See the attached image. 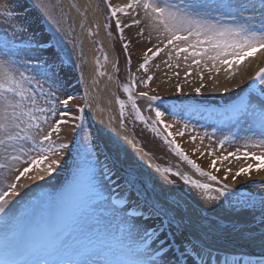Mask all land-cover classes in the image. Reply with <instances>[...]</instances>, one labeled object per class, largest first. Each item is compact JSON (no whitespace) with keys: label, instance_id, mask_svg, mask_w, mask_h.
I'll list each match as a JSON object with an SVG mask.
<instances>
[{"label":"bare ground","instance_id":"bare-ground-1","mask_svg":"<svg viewBox=\"0 0 264 264\" xmlns=\"http://www.w3.org/2000/svg\"><path fill=\"white\" fill-rule=\"evenodd\" d=\"M61 1L69 10L74 21L75 29L80 33L82 61L87 76V86L89 87V93L92 98V109L96 112V121H91L92 126H90V130L93 132V139L103 172L105 175H110L109 181L112 185L111 196L113 197L115 195L114 200L122 198L120 194L122 192H124V194L127 192V184L122 172L125 171V168L136 170L140 175L144 176L153 190L159 194V197H161L162 201L167 206L171 205L174 207L178 224L173 227L174 235L172 234V237L165 232L159 237L163 245L162 248H170L169 254L158 258L154 256V258H152L149 254L143 255V250L137 244L148 236L149 238L153 236V231L161 226V220L159 218L152 216L146 221L143 220L142 217L130 218L125 215V209L115 208L98 198L93 201L92 198H90L91 204L88 207L89 211L87 213L88 217H90V221L91 219L94 220V224L82 221V223L79 222L81 224L78 226V233H76L74 239L68 238L64 243L67 245V248H65L66 250L62 253L59 252L60 254L57 256L58 250L60 249L59 247L58 250L56 249L54 252V255L56 254L55 256L53 255L44 260L75 261L71 256L78 253L83 247H86L87 243L89 244L87 240L96 236L93 235L90 237L88 232L92 233L94 230H99L101 232H106V237H104L106 245L108 243H113L117 246L119 249L118 255L123 252V255L118 258L121 259L120 261L154 259L156 264H192L193 260L199 261L200 257L197 256V252H200L203 254L204 260L207 261L208 264H224L228 261L236 260L243 261L246 264L264 263V236L246 232L240 234L239 231L235 236L228 238V236L219 229L222 223L228 224V222H230L231 218L229 217L238 213L241 214V217L233 219V221L241 220L239 228L251 227L254 218L262 215L264 211V169L257 171L255 165L260 162L250 157L246 158L244 155L246 152L259 154L261 150L259 149L256 151V148L264 150V147L256 146L260 140L264 139V135H262V132H264V119H262V114H264V84H261L259 80L256 79V73L264 69V49L259 50L255 56L246 58L242 63L232 66L221 64L204 57L199 66L201 68L200 71L203 72V76L198 78V80L195 79V83L190 85L187 92H185L184 89L182 90V92L188 96V94L195 95L192 91L199 89L202 91L201 94H199L200 96H208L209 98L217 99L222 89H225L226 86H234L241 78L248 81L249 85L253 83L249 91L250 104L247 108L245 105L244 110H239L238 108V103L243 105V102L240 101L229 106L228 109H230L229 112L231 113L230 120H221L220 116L212 117L214 116L212 115L205 122V129L197 130V138L194 139L186 132L190 127L193 128L197 125L195 121L185 118L181 119L180 117H182V115L173 118L165 114L162 116L166 123H169V132H171V135L183 150L184 155H187L188 158H192L205 172L211 173L221 179L220 182L222 184L227 183L230 188H239L255 196L254 199L248 200L241 196H231L222 188H219L218 192L220 194H222L221 190L224 192L221 197L222 201L224 200V203L226 202L227 205L225 207H223V205L220 208L215 206L216 209L221 212L222 216L211 215L207 218L203 210H201L202 208L199 206V203L194 201V195L184 194L178 185L163 172L157 161L138 145L134 132L124 125L117 103V86L115 82L117 59L114 42L109 37L104 15L98 7L97 0ZM217 2L218 5L232 3L233 5L248 6L253 1L217 0ZM129 3H131L129 0H111L113 6L123 7ZM253 5H255L254 2ZM216 8L218 9V6ZM221 8L224 9L226 14H232V26L242 25V20L245 19L244 16L238 15V13L228 12V8ZM237 9L238 8L235 7V10ZM206 17L211 18L210 14L206 15ZM116 18L120 19L119 21L122 23L124 36L128 37L129 33H132V27L134 25V23L131 22L132 17L129 14V9L127 10V14L118 12ZM201 19L205 20L204 18ZM206 21L209 23L214 22L209 20ZM243 22H245V20ZM259 28L260 26H257L256 30H259ZM140 39L141 38H135L133 36L130 44H133L132 46L134 50L139 53V56H145V54H148L151 46L139 42ZM97 41L108 55V62L104 69V75H101V68H99L97 61L99 55L96 45ZM22 52L24 55L18 58V60H20L19 62H24L22 64L17 63V59H14L15 57L13 58V56L18 55L19 52L9 54L7 58L5 56H0V61L5 64L3 72L12 75L19 84L23 82V84H25L28 78L34 77L33 79L36 80L42 78L39 77V75L45 77L46 70L57 61V57L50 50L44 53L39 52L42 57L47 58L46 62L48 63L46 70L43 69V72H40L38 71V67L36 69L35 66L31 64L35 63L33 60L37 59L35 54L34 56L31 55L30 50H22ZM10 56H12V61H10ZM8 62H12L13 66ZM18 65H22V69ZM148 75H153L150 76L152 78L151 81L145 84L139 82L136 93H146V95H144L146 97L168 93L173 96L180 94L173 89V77L171 78L169 74H165V70H158ZM47 80L48 78L46 77L42 78L40 84L42 87L40 90L45 93L48 86ZM59 81L64 89L63 94L59 96V103L63 98L69 96V94H75L76 96H74V99L71 101L80 102V105H83L82 103H84L85 95L78 85L76 77L67 73L66 70H62ZM33 82L34 81H30L28 85L30 86ZM188 82L191 83V80ZM153 91L155 93H152ZM23 93L26 99L23 100L21 107L16 109L18 115L21 111L26 112V110L28 111L30 109L32 100H35L37 105L41 106V109L46 108L47 112L49 111L51 114H56H54L53 117L50 116L46 120L40 118V123L38 121L40 128L37 129L35 127L36 123L33 124L30 127V133L33 135L27 139L22 138L19 141H11L9 145L6 146L7 151H5L4 147H0V164L7 165L6 167H0V193L10 192L9 185L13 183H16V191L19 193V195H7L5 197L8 201L5 206L7 215L0 213V229L5 228L9 230L4 236L6 238L0 235V254L6 249L11 250L10 253H19L17 246H15V242H20L22 238L18 236L24 237L22 239L23 241L31 239L32 236H34L32 239L38 238L39 235H35L36 233L23 234L20 232V229L15 227L16 223L21 217L33 211L34 203L39 196L48 191V189L54 190L62 182L60 176L67 171V168L72 162V152L74 149L73 145H70L72 143L71 138L74 134L77 135V129H75L74 125L77 118V110L68 109V106L73 104L72 102H69L67 106H63L62 108L64 109H61L58 103L49 102L46 97L42 98L34 94L30 96L28 90H25ZM17 98L9 97L7 99L12 104H20L21 97H19L20 99ZM3 106L4 100H0V108ZM23 107H26V109ZM47 108H51V110ZM19 109L21 110L19 111ZM12 110V108H8L9 112ZM64 113H67V115H63ZM61 114L62 118L64 117V123L60 125V133L57 134L60 136L61 141L65 143L70 142V147L58 149L51 153L47 152L48 160H46L44 164L40 165L39 168H33L32 171L28 173V176L20 177L19 181H17L16 177L19 175V171H23L25 167L31 166L30 157H38L45 154L43 152L44 143L42 145L40 139L42 138L43 142V136L50 131L52 126L57 124L59 119H61ZM23 119L24 116L21 120V127L26 128V123H23ZM24 135V133H21L22 137ZM199 138H202L206 144L201 142ZM34 140L36 141L35 143L31 142ZM210 146L216 148V150H214L213 157L208 159L205 150H207L206 148L210 149ZM234 146L246 150L242 153L238 152L242 154L244 163L238 162V159L234 157L235 154H237V152L231 151ZM217 147L220 149L217 150ZM21 148H23L24 151H20ZM33 149H35V151H33ZM13 156L19 157V159L13 160ZM225 157H227V159H225ZM68 159L69 164L67 162ZM215 159L218 161V169L213 171L214 167L212 162ZM49 160L59 161V163L54 166V171L50 173L41 171V169L47 166ZM249 164L253 165V167L247 174H241L240 176L236 175L241 168L247 167ZM29 177L32 178L30 179ZM131 201L135 205L143 206L136 197L132 196ZM144 209L151 213L146 206ZM115 212L122 213V219L115 220L113 217ZM234 212H236V214H234ZM79 223L76 225H79ZM119 229H121V231L118 232ZM36 232L42 234V238L38 239L39 241L47 242L48 237H44L46 231H41V228H39ZM66 234L68 236L67 231ZM13 235H16L15 238L11 237ZM121 235H123L122 239ZM190 236L200 238L211 250H219L230 254L210 257L211 254L207 253L205 249L189 241ZM8 237H11V239H8ZM50 238L53 239L55 237L50 235ZM61 248L63 247L61 246ZM38 261H41V259ZM85 261L93 262L92 259H86ZM105 261H109L108 258H104L103 260L100 259L99 261L97 259L96 264H104Z\"/></svg>","mask_w":264,"mask_h":264},{"label":"rangeland","instance_id":"rangeland-1","mask_svg":"<svg viewBox=\"0 0 264 264\" xmlns=\"http://www.w3.org/2000/svg\"><path fill=\"white\" fill-rule=\"evenodd\" d=\"M31 1L34 5L32 3V5H30L28 0H0V56H5L7 58L9 54H15L19 52V54L14 55L13 58L15 57L14 59H17V63L22 64L24 62H19L20 60H18L20 56L24 55L22 50H30L31 55L34 56L35 54L37 58L36 60H33V62L35 63L31 64H33L36 69L38 67V71L43 72V69L46 70L48 63L46 62L47 58H44L40 55L39 46L44 42L55 45L54 47H50V50L57 57V61L54 62L51 67L46 70L47 72L45 74V77L48 78L46 93L40 90V88H42L40 86L42 78H45L43 77V75H39V77L42 78H38L37 80L33 79L34 77L28 78L25 84H23L24 82L22 81L23 83L19 84L18 92H24L25 90H28V92H30V96L34 94L35 96L37 95L42 98L46 97L47 101L56 103L59 96H61L64 92V89L59 81L60 74L62 70H66L67 73L72 74V76L76 77V80L79 81V83L82 85L85 95L84 104L87 105L86 122L89 125L90 123L88 122V117L90 119L93 118L90 105L91 99L87 87V77L84 73V67L81 59V52L79 51L77 46V34L71 16L69 15L68 11L61 5L60 0ZM248 1L251 0H244V2ZM97 2L99 9L104 15L109 37L114 42V49L116 52L115 55L117 59L115 82L117 86V100L120 107V116L124 125L134 132L138 145L157 161L163 172L169 178H171L173 182L176 183L185 194L194 195V201L200 204V206L203 208V211L208 216H222L221 212L216 209V207L220 208L224 205L221 194L218 192V189L220 187L224 188L223 190L231 196H241L243 198H247L248 200L254 199L255 196L251 193H248L247 191H243L239 188L234 189L225 187V185L227 186L226 183H224L225 185L220 184L219 180L221 179H219L217 176H215L216 180H212L211 177L202 175L201 172L197 171L196 168H194L192 164L188 162V160L193 161L192 158H188V160H185L184 153L183 155L179 154L176 148V145L178 143L175 141L173 136L169 135L168 133L169 123H162L161 117L157 118L156 116L157 109L164 113V110L166 109L168 110L179 108V114L183 115L186 113H190L189 111H191V113L196 111L188 109L186 105L195 103L202 105V110H198L196 113L191 114V117H193V119L190 118V120L195 121L197 125L193 128L190 127L186 132L188 135L192 136V138L196 139V134L198 132L197 130L205 129V122L209 119V117H211L209 115H214L212 117L220 116L221 120L227 118L226 109L224 106L235 104L237 96L242 91L249 89L248 81H246L244 78H241L239 82L234 86H226L225 89L221 90L219 100L209 98L208 96H200L199 94H201L202 91H197V89L192 91V93H195V95L188 94L187 96L182 92V90L184 89V91L187 92L190 85L192 83H195V79L198 80V78H201L203 76V72L200 71L201 68L199 67L202 59L200 57L193 58L189 55V53L179 52L180 48L188 46L187 42L173 41L172 44H169V34L165 33L162 28L156 26L157 22L152 19L150 11L146 13L143 7H134L131 9L129 8V14L132 17L131 22L134 23L132 27V33H129L128 37H125L124 33L123 36H121L120 29L123 28L122 23L120 22L119 25H117V20L120 19L116 18V16L111 15L110 10H108L107 5H105L104 2L102 3L100 0H97ZM129 2H131V0H129ZM153 2L159 3L160 0H153ZM167 2L177 5L181 12H187L190 15L192 14L197 19L204 18L205 20L214 21L212 23L225 26L232 24V14H226L224 9H222L221 7H218L217 9L216 7L218 6V3H216V0H167ZM212 2L216 5H211L210 3ZM201 5H203V7ZM252 5L253 2L249 4L247 10L243 12H241L239 9L235 10V5L234 7H231V9L228 8L227 11L238 13V15L244 16L245 19L242 20V25H250L256 30L257 26H260V28L264 26V7L256 4L253 8L251 7ZM39 11H41L43 15H41ZM208 14H210L211 18L206 17V15ZM244 20L245 22H243ZM135 21H139V23H135ZM47 24L51 32L47 31ZM133 36L135 38H141L139 42L147 44V46H151V51H148L147 56L156 57L154 60H150L148 62L147 72H145L140 67V65L144 63L145 56H139V53L134 50L132 46L133 44H130ZM189 40L193 43L195 42L194 37H189ZM125 44L128 45L127 48L124 47ZM96 45L99 51V55L97 58L98 65L99 68H101V73H103L101 75H104V69L108 62V55L98 41ZM204 46L207 47V45ZM157 50H159L158 54L153 56V53H156ZM191 51L192 49H189V52ZM186 56L188 57V59H185ZM11 57L12 56H10V58ZM63 58H65L66 60L69 59L73 62L74 70L66 65ZM194 59L200 60V63H194ZM10 61H12V58ZM8 63L13 66L12 62ZM18 66H20L21 68L22 65ZM158 70H165V74H169L171 78L173 77L172 86L173 89L180 93L179 95L173 96L168 93L164 95H151L146 97L144 95H141L139 92L136 93V90H138V83L141 82L142 84H145L146 82H150L151 80H149V77L153 75L148 74H153V72ZM190 80L191 83L188 82ZM30 81H34L32 87L28 85ZM126 86L130 89V94L129 92H126L124 90ZM152 93L155 92L153 91ZM6 96L7 98L20 97L18 94L11 92L7 93ZM69 96L74 97L76 95L69 94ZM69 96H66V98H63V100L67 99ZM152 97H157V99H152ZM121 101H123V108L121 107ZM170 101L179 103L181 106L174 105L171 108H164L163 106H165V104ZM219 102L224 106L220 107L218 105L220 104ZM133 104H135V107L133 106ZM30 106L31 107L28 111H31L32 115L35 116L36 119L31 120L29 116L24 115L23 123H26V128L28 129V137L33 135L32 133H30V128L28 127L29 124H38V121L39 123L41 121L40 118L46 120L47 118L52 116L49 111H46V108L41 111V106H38L36 102L35 104L32 103ZM23 108L26 109V107ZM47 109L49 110V108ZM20 110L21 109H19V111ZM28 111L26 110V112ZM137 112H139V116L137 115ZM140 116H142L143 119H140ZM60 118L61 119H59L58 123L63 120L62 117ZM170 118L173 117L170 116ZM180 118L183 119L182 117ZM84 123L85 122L82 123L84 132L82 135L81 148L86 147L87 149L81 150L86 152L81 153L82 160L77 162L80 168L79 166H77V168H74V166L67 168V171L60 176V180L62 182L60 181L61 183L59 184V186L54 189L60 190V192H62L59 198L52 199L49 197H45V199L48 200L46 204L50 203V206H53V208L55 209L56 217H59L61 216V210L65 208V202L68 199V190H66V188L68 187H65L66 185L70 183L74 184L75 181H77L79 178L84 177L83 174L87 175L89 172H91L93 180L99 182L100 186H97L98 188L92 184H88L84 189V194L87 195L86 199L84 201L80 199L79 202H77L79 205L77 206L75 212L72 214V218L66 227L67 231L69 230V237L72 240L76 236V233H78V226H80L82 222H89V224H94V220L91 219L90 221V217H88L87 213L89 211L88 207L91 204L90 198H92V201L97 197L101 199L103 198L105 203L110 205L111 197V182L107 178V175H105V173L103 172L102 165L99 162L98 153L93 141V132L92 130H90V127L86 125V123ZM54 127L55 126H52L49 132H51ZM153 129H155V131H153ZM58 133H60V131ZM85 135L90 137V141H86L84 139ZM74 137L75 135H73L71 138L72 142L74 141ZM173 140L175 141V143H171V141ZM199 140H201V142H204L202 138H199ZM40 141L42 145L44 143L43 150L48 149V152L50 153L52 151L55 152L58 149H63L60 148L61 144L67 145L68 148L70 147V142L65 143L61 141L60 136L56 132H52L51 139L49 141L43 140L42 142V138L40 139ZM204 144L206 143L204 142ZM206 149L207 150H205V154L207 155L208 159H211L216 148L210 146V149ZM218 149L220 148L217 147V150ZM259 149L261 150V152H264V150L261 148H256V151ZM231 151L237 152L234 157L238 159V162L244 163L242 154L239 153L245 152V149L243 150V148L241 149L238 146H234L232 147ZM213 161H216L215 165H213L212 163L214 167L213 171H215L216 169H218V161L217 159ZM67 162L69 164V159ZM89 169L91 171H88ZM165 169H170V171L166 172ZM200 169L202 170V172L207 173L202 168ZM72 171L74 173H72ZM122 174L126 181L135 183L137 185V188L140 190V193L143 196H147L149 198L157 212L162 215V217L159 218L160 220L163 219L164 216H167V218L169 219V228L174 232L173 227L174 225L176 226L178 224L176 210L174 209V207L170 205L167 206L161 199H158L153 192V188L150 186L144 176L138 173V171L125 168V171H123ZM191 181H198L201 184H207L209 185V188L203 189L195 187L191 183ZM54 190L48 189V191L46 192H52ZM59 201L62 203L58 204ZM46 208L47 207L45 206L37 207V211L35 212V216L37 217V219H40L41 213L44 216V211ZM234 214H236V212H234ZM122 215L123 214L120 212H115L113 214V217L115 218V220H119L122 219ZM240 216L241 215L238 213L229 218H231L230 221H233V219L240 218ZM23 218L24 216L21 217L20 220H18L15 227L19 226ZM148 218L151 217H146L145 221ZM77 223H79V225H76ZM219 229L222 232L227 233L228 237H231L237 234L239 227L234 223L221 224L219 226ZM7 231L8 229L5 228L0 229V233H4ZM119 231H121V229H119L118 232ZM246 231L254 235L264 236V212L261 216L254 218L253 227L247 229ZM88 233L90 234V237L93 235L96 236L87 240L89 241V244L87 243L86 247H83L78 253H76L78 257H76V254L72 255V259H75L76 262H82L86 259H92V261L96 263L97 259L99 261L100 259L103 260L104 258H108L109 261L121 260L118 258L119 256L123 255V252L118 255L119 249L117 246H115L113 243H108L106 245L104 239V237H106V232L94 230V232ZM122 237L123 235H121V239ZM190 237L194 242L195 240H197L196 242H198L200 245L208 248L207 244L200 238L196 239L193 236ZM141 244L143 246L142 242H139L137 245L142 249ZM65 248H67V245H64V247L59 250V252L62 253L64 250H66ZM145 249L147 248H144L143 246V252ZM152 252H154V250H152ZM148 253H151V251H148ZM59 254L60 253H58L57 256ZM38 260L40 259L37 258L31 260L29 261V264H31V262L33 261Z\"/></svg>","mask_w":264,"mask_h":264},{"label":"snow or ice","instance_id":"snow-or-ice-1","mask_svg":"<svg viewBox=\"0 0 264 264\" xmlns=\"http://www.w3.org/2000/svg\"><path fill=\"white\" fill-rule=\"evenodd\" d=\"M203 7V5H201ZM108 7L111 10V15L116 16L118 12H123L127 14V10L129 8L134 7H143L146 13L150 11L152 19H154L157 24L156 26L162 28L165 33H168L170 39L168 40L169 44H172L173 41H183L187 42L188 46L179 49V52L189 53V55L193 58L200 57L203 59L207 57V59L212 61H217L221 64H227L232 66L234 64L242 63L246 58L255 56L259 50L264 49V26H262L259 30H255L250 25L243 24L239 26H232V25H220L215 23H209L206 20L197 19L194 16L188 14L187 12H181L177 5L168 3L167 0H160L159 3L153 2V0H131V3L121 6H113L108 0ZM218 7H225L231 8L234 7L232 4H223L218 5ZM241 12L246 11L248 6L245 5H235ZM251 7H255L252 5ZM120 21L117 20V25H119ZM135 23H139V21H135ZM121 36H123V28L120 29ZM189 37H194L195 42L189 40ZM204 45H207L205 47ZM125 48L128 47L127 44L124 45ZM189 49H192L189 52ZM151 51V49H149ZM159 50L156 53H153V56L157 55ZM231 57V59H230ZM106 58V57H105ZM152 59V57L147 56L145 54L144 63L140 65V67L147 72V64ZM185 59H188L186 56ZM194 63H200V60H195ZM5 68L4 62L0 61V100H4V106L0 108V147H4L5 151H7V145L11 141H19L20 139L29 138L27 136V128L21 127V120L24 115L30 117L31 120H35L36 117L32 115L31 111L24 112L21 111L18 115L16 109L20 108L22 102L26 97L22 91L18 92L19 82L15 80V78L8 74L7 72H3ZM103 74V73H101ZM152 78L149 77V80ZM256 79L259 80L261 84H264V69H261L259 72L256 73ZM126 92H129L130 89L126 86L124 89ZM199 91V89H197ZM15 93L21 97L20 104H12L8 101L6 94L7 93ZM141 95H146V93H141ZM74 99V97L69 96L67 99L62 101L64 106L69 104V101ZM152 99H157V97H152ZM35 104V100L31 101ZM135 107V104H133ZM121 107L123 108V101H121ZM8 108H12L11 112L8 111ZM43 111V109H40ZM79 111L83 113L84 109L80 108ZM63 115H67L64 113ZM139 116V112H137ZM164 115L159 109L156 110L157 118H160ZM143 119L142 116L139 117ZM79 119L82 121L84 118L80 116ZM262 119H264V114H262ZM162 122V121H161ZM32 125L29 124V128ZM35 127L37 129L40 128L39 124H36ZM83 130V125H77ZM60 131V125L57 123L55 127L52 129L51 132L46 133L43 136V140L49 141L51 139L52 132L58 133ZM155 131V129H153ZM21 133L25 135L22 137ZM171 135V133H169ZM182 135V133H181ZM264 135V132H262ZM84 139L86 141H90V137L85 135ZM167 139V138H166ZM35 143V140L33 141ZM171 143H175V141H171ZM223 143V142H222ZM258 147H264V139L260 140L256 145ZM67 145L61 144L60 148H65ZM90 147V143H89ZM176 148L179 154L183 155V150L180 149V146L177 144ZM20 151H24L23 148ZM35 151V149H33ZM49 150L45 149L43 155L38 157H30L31 166L25 167L23 171H19V175L16 177V180L19 181L20 177L28 176V173L32 171L33 168H39L40 165L44 164L46 160H48L47 152ZM245 157H251L254 160L259 161L260 163L255 165L256 170L260 171L264 169V152L259 154L256 153H248L246 152ZM13 160L19 159V157H12ZM184 159L188 160L187 155H184ZM227 159V157H225ZM190 164L197 171L201 172L202 175H207L211 177L212 180H216L215 176H212L211 173H204L200 169L199 165H197L194 161L188 160ZM58 160H49L47 166L41 171L44 172H52L54 171V166L58 164ZM215 165L216 161L212 162ZM5 164H0V167H6ZM253 165L249 164L247 167L241 168L236 175L240 176L241 174H247ZM165 171H170V169H165ZM30 179L32 177H29ZM43 178V177H40ZM191 183L195 187L208 189L209 185L201 184L198 181H191ZM227 187V186H225ZM10 192L0 193V213L7 215L5 211V206L8 201L5 199L7 195H19L16 191V183L9 185ZM221 193L224 194L223 190ZM143 255H148L147 249L144 250ZM197 256L200 257L199 261L193 260L192 264H208L207 261L204 260V256L202 253L197 252ZM0 264H20L18 261L14 260H3L0 259ZM25 264H29V262H25ZM31 264H96V262H89V261H82V262H75V261H48V260H41V261H33ZM104 264H156L154 259H137L133 261H105Z\"/></svg>","mask_w":264,"mask_h":264}]
</instances>
